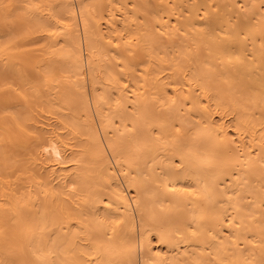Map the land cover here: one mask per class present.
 I'll return each mask as SVG.
<instances>
[{"label":"bare ground","instance_id":"bare-ground-1","mask_svg":"<svg viewBox=\"0 0 264 264\" xmlns=\"http://www.w3.org/2000/svg\"><path fill=\"white\" fill-rule=\"evenodd\" d=\"M0 264H264V0H0Z\"/></svg>","mask_w":264,"mask_h":264}]
</instances>
